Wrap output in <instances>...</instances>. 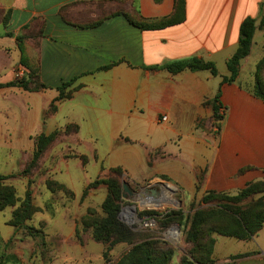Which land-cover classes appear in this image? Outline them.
Wrapping results in <instances>:
<instances>
[{
  "label": "crops",
  "instance_id": "crops-1",
  "mask_svg": "<svg viewBox=\"0 0 264 264\" xmlns=\"http://www.w3.org/2000/svg\"><path fill=\"white\" fill-rule=\"evenodd\" d=\"M185 2L184 22L143 31L110 14L158 19L173 12L174 0H0V52L9 59L0 65V83L12 81L16 70L27 77L32 69L46 86L38 92L2 89L0 95L17 93L26 109L39 103L48 131L76 126L56 139L71 147L59 154L65 167L55 169V176L70 172V159L91 156L100 165L98 176L120 167L133 181L131 191L162 176L186 204L210 191L234 194L264 180V102L252 93L255 64L264 55V30L258 28L264 0ZM247 17L257 27L250 53L240 62L236 82L222 83ZM19 36L29 69L20 64ZM189 58L212 62L217 75L161 68ZM64 83H70L63 89L70 96L47 114ZM218 93L223 119L214 121L211 102ZM26 123L29 131L38 125L35 119ZM106 156L114 157L107 169L101 167ZM89 183L81 184L82 193ZM88 198L90 204L92 194ZM72 228L71 241L75 223ZM71 241L65 243L76 245Z\"/></svg>",
  "mask_w": 264,
  "mask_h": 264
},
{
  "label": "rangeland",
  "instance_id": "rangeland-1",
  "mask_svg": "<svg viewBox=\"0 0 264 264\" xmlns=\"http://www.w3.org/2000/svg\"><path fill=\"white\" fill-rule=\"evenodd\" d=\"M2 31L0 26V32ZM256 57L257 54L251 56L252 67H254ZM4 63H9V59L0 52V65ZM1 71L2 69L0 73ZM18 71L20 70L14 71V79H20L16 77ZM12 88L20 89L18 87ZM5 89L9 90V88ZM19 97L14 92L11 95H0V175L10 176L4 183L14 188L19 199L24 198L27 190L30 191L33 204L41 211L34 214L26 222L29 228L38 231L34 237H30L26 236V230L22 228L16 230L8 225L11 214L18 203L13 207L0 210V264H113L131 246L121 243L106 252L107 246L94 242L91 239L90 231H82L80 220L88 208L97 215L101 214V197L105 199L107 186L100 183L95 188L88 190L83 196L81 184L85 181H90L89 184H91L97 180L103 181L112 177L116 178L121 188V199L124 200L122 198V187L124 184L129 187L133 181L125 176L122 169L121 174L117 176H113L109 170L98 176L100 165L96 164L91 156L87 157L88 161L86 158H79L84 165L83 170L80 168L79 160L70 159L68 162L70 172L59 174L58 177L55 176V169L63 170L65 167L64 162L59 160L61 159L59 154L62 152L68 153L71 146L66 140L58 143L55 140L47 147L35 166L23 174V171L32 160L37 138L43 133V135L45 133H48L47 135L56 133V139H60L61 134L66 132L68 127L64 126L48 131L44 128L48 120L43 118L44 112L38 108L39 103L30 109H26L20 104ZM49 113L48 109L47 114ZM31 119H35L38 125H34V129L29 131L26 122ZM99 142L103 143V141ZM121 158L122 160L126 159L125 157L119 159L121 160ZM102 159L101 167L107 169L108 164L114 157L106 156ZM55 177L58 181L68 184L76 197L73 193L69 194L57 189L55 184L58 182L53 180ZM81 194L82 196H80ZM89 194L93 196L90 204ZM177 199L180 202L177 209H168L161 214L180 210L182 214L188 215L198 208L200 201V199H194L186 204L180 201L179 195ZM158 217L161 218V216ZM119 220L121 221L120 218ZM72 223H75V232L78 229L79 238H76L75 233L71 241ZM167 226L159 225L154 231L141 230L138 233L145 236V239L143 237L137 243L146 240L154 241L157 242L159 248L172 249L173 256L170 264H178L181 258L187 254L189 245L184 241L183 231L182 234L180 232L177 242L166 235L170 227ZM211 237L215 240L211 255L213 264H264V227L252 239L247 241H238L217 234H212ZM89 238L90 241H88ZM65 240L75 242L76 245L65 243ZM105 252L106 257H104ZM243 253H250V255L240 259H231L232 256Z\"/></svg>",
  "mask_w": 264,
  "mask_h": 264
},
{
  "label": "trees",
  "instance_id": "trees-1",
  "mask_svg": "<svg viewBox=\"0 0 264 264\" xmlns=\"http://www.w3.org/2000/svg\"><path fill=\"white\" fill-rule=\"evenodd\" d=\"M185 0H174L173 12L165 17L145 20L138 15H130L123 11H118L110 15H122L129 24L140 30H160L177 24H181L185 20ZM102 20L91 24L84 28L95 27ZM256 20L251 17L245 18L239 27L238 47L234 54L227 60L226 67L229 75L222 79V83L232 84L236 82L239 73L240 62L245 59L251 49L253 36L256 30ZM264 30V16L261 18L259 27ZM22 36L16 37L18 48L20 51V64L28 68L24 57V49L22 45ZM169 73L176 74L183 70L201 71L208 70L212 75H217V70L212 62H207L198 58H189L179 61H173L161 67ZM264 55L255 64L253 95L264 102ZM70 83H64L59 88V95L55 102L51 103L49 112L53 113L56 110L55 103L68 98L69 93H63V89L69 86ZM18 87L28 92H38L46 89V86L41 83L36 71L29 69L27 77L14 79L6 83H0V90L5 88ZM218 93L211 102L213 120L221 121L223 115L219 114V109L222 107L219 102ZM220 125H215L219 128ZM70 130L75 131L76 126L67 125ZM64 131V130H63ZM56 133L49 135H41L35 142V149L32 155V160L23 174L34 167L41 155L47 147L56 140ZM84 158V157H81ZM109 172L113 176L121 174V168H110ZM10 176L0 175V210L6 207H13L18 203V206L13 210L8 225L18 229L26 230L27 235L34 237L37 230L34 231L26 225V222L32 216L41 211L32 202L31 192L26 191L24 198L19 199L16 196L12 186L6 185L4 182ZM165 179L164 177H160ZM107 186V195L101 203V214L97 215L93 210L87 209L85 215L81 217L80 226L83 232L90 231L91 239L103 244L106 247V252L110 251L117 244H127L131 248L125 252L113 264H170L173 256V250L170 248H159L157 242L141 241L145 236L122 223L119 220L121 208L126 204L125 200L121 199V188L116 178H109L103 181H94L83 190V196L98 184ZM56 188L63 190L66 193L72 194L62 184L56 183ZM198 203V208L188 215H184L181 211L173 210L168 213L158 214L155 211H145L139 213V216L157 215V227L159 225L171 226L178 225L182 234L184 233V241L189 245L187 254L184 255L178 264H213L211 258L213 245L215 240L211 237L212 234H217L222 237L233 238L238 241H247L252 239L264 227V180L253 181L234 194L207 192L201 196ZM158 216H161L159 218ZM146 231V230H144ZM154 231V230H148ZM76 238H79L78 229L76 230ZM106 252L104 257H106ZM250 255V253L237 254L231 259H240Z\"/></svg>",
  "mask_w": 264,
  "mask_h": 264
},
{
  "label": "built area",
  "instance_id": "built-area-1",
  "mask_svg": "<svg viewBox=\"0 0 264 264\" xmlns=\"http://www.w3.org/2000/svg\"><path fill=\"white\" fill-rule=\"evenodd\" d=\"M22 71H18L16 77L21 78ZM223 110H220V114ZM166 117L160 118V122H166ZM132 195L126 199L122 206L120 219L134 230H154L157 227V215L139 216L145 211H155L158 214L168 209H177L180 204L178 198L179 189L166 179L158 178L148 181L143 188L132 190ZM166 235L175 242L179 240L180 230L177 225H171Z\"/></svg>",
  "mask_w": 264,
  "mask_h": 264
},
{
  "label": "water",
  "instance_id": "water-1",
  "mask_svg": "<svg viewBox=\"0 0 264 264\" xmlns=\"http://www.w3.org/2000/svg\"><path fill=\"white\" fill-rule=\"evenodd\" d=\"M122 189H123L122 198L124 200H126V198L130 197L133 194L130 188L126 184L123 185Z\"/></svg>",
  "mask_w": 264,
  "mask_h": 264
}]
</instances>
